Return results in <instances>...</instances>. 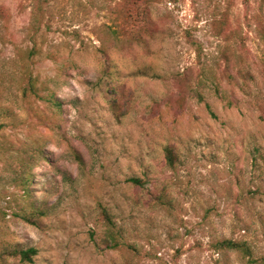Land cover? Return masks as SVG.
I'll return each instance as SVG.
<instances>
[{
  "label": "rangeland",
  "instance_id": "1",
  "mask_svg": "<svg viewBox=\"0 0 264 264\" xmlns=\"http://www.w3.org/2000/svg\"><path fill=\"white\" fill-rule=\"evenodd\" d=\"M131 1L0 0V264L264 256V0Z\"/></svg>",
  "mask_w": 264,
  "mask_h": 264
},
{
  "label": "trees",
  "instance_id": "2",
  "mask_svg": "<svg viewBox=\"0 0 264 264\" xmlns=\"http://www.w3.org/2000/svg\"><path fill=\"white\" fill-rule=\"evenodd\" d=\"M145 5L144 0H132L129 3V6L127 4L124 6H121L122 13L120 15V18L122 20V28L124 30V33L127 36H131L133 39L136 40H143V30H148V34L151 33V29H148L145 25V22L150 19L149 12L143 9V6ZM132 7V12H129V9ZM192 44L194 46H198L197 43L190 39ZM198 49V47H197ZM199 55L201 50L198 49ZM1 72V71H0ZM34 78L32 74H29L28 77V84L25 87V92L27 90L34 89ZM190 96L198 99L199 102H204L203 95L197 91L193 90L190 92ZM57 103V102H56ZM167 160L170 166L175 165V152L173 148H167ZM134 184L140 185L142 183L139 179H132L131 180ZM39 214H44L43 212H34V214L30 216L23 217L26 222H31L33 217L38 216ZM104 220L107 223L108 230L106 232V241L105 246L106 249L114 250L118 249L120 247L119 242V236L118 234L114 233V229L112 226V221L110 219V215L107 211L103 212ZM33 222V221H32ZM220 246L223 247V249L228 251H235L240 253L242 256L247 258L249 260L250 264H264V256L260 259H255L253 254L252 247L247 242H235L230 240H225L220 243ZM37 255V250L34 248L28 249V250H5L0 253V261L4 262L6 258H12V257H18L21 259L22 262L25 263H32L33 257Z\"/></svg>",
  "mask_w": 264,
  "mask_h": 264
}]
</instances>
